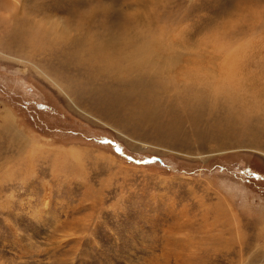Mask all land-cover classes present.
<instances>
[{"label": "rangeland", "instance_id": "obj_1", "mask_svg": "<svg viewBox=\"0 0 264 264\" xmlns=\"http://www.w3.org/2000/svg\"><path fill=\"white\" fill-rule=\"evenodd\" d=\"M46 1L0 0V264H264V0H94L210 59L152 125L69 45L88 0Z\"/></svg>", "mask_w": 264, "mask_h": 264}, {"label": "bare ground", "instance_id": "obj_2", "mask_svg": "<svg viewBox=\"0 0 264 264\" xmlns=\"http://www.w3.org/2000/svg\"><path fill=\"white\" fill-rule=\"evenodd\" d=\"M33 1L35 4L32 3V0H26V2L32 5L30 7L27 5L25 10L28 9L34 12V9L36 10L39 6H41V8H46L45 5H48L46 0ZM18 9L19 7L16 6L13 8V11L15 12ZM18 12L19 11L12 13V15L14 16ZM70 14V18L74 21L73 25L75 26V30L74 35L71 36L69 45L77 48L75 56H80L81 59L85 57L84 53L89 56L90 62L92 63L89 64L88 62L90 66L89 74L93 75L94 79L96 76H110L117 79L118 85L123 86L120 87V90L124 96L128 98V96L135 94V96L132 97L134 98L133 103L137 105V111L136 113H134V110L132 112L131 106L128 109L130 110L129 112L132 113L130 117L133 118L135 116L134 118H138L139 124L144 125V123H148L152 125L157 121L156 115L161 111V96L172 88L171 83L174 81L171 79V76H167L166 74L170 73L169 70H171L172 73H177L172 75L175 77V85L180 81H185V77L191 75L194 67L199 69L203 68L205 70L208 69V72H212L209 71V67H207V63L210 65V59L202 58L197 61V66H192L196 62L192 54L187 57H181L176 50L172 49L173 52L167 57L164 53L167 48L162 46L164 41L161 42V44H159V40L155 38L154 42H152V40L146 41V39L143 38L144 35H142L144 32L149 33V31H151L153 35L155 33V31L152 30L153 26L148 23L141 22V25L132 28L126 27L124 21H119L115 26H112V30H110L109 24L112 22H110L109 19L110 13L108 8L103 7L94 0H88L86 4L81 5L79 8H72ZM140 21H142V19H140ZM27 22L28 20H19L17 22V27L20 29L18 31L20 33L22 31V26L27 24ZM105 24H108L107 29L105 28ZM122 25H124V27H122ZM66 26L67 24L65 23V29ZM98 27L100 30L97 29ZM142 30H144V32ZM156 33L159 34L160 32ZM11 38H13V40L16 39V37L13 36H11ZM30 40H32V38ZM50 44L51 42L49 45ZM210 70L214 71L216 68L210 67ZM93 78L91 77L92 80ZM200 89L201 88H196L197 92ZM133 90H135V92H133ZM131 92H133V94H131ZM213 95L216 94L213 93ZM209 97L210 101L208 99L205 101H209L208 104L213 102L211 95H209ZM121 98L122 97L117 96L116 102H121ZM152 102L158 103L159 105L157 104L156 107V104L151 106L150 104ZM195 102L204 101L195 100ZM138 105L140 106L138 107ZM247 113L248 110H242L238 107L235 114L238 121L242 119L241 122L246 123V129L249 125V123L246 122Z\"/></svg>", "mask_w": 264, "mask_h": 264}]
</instances>
